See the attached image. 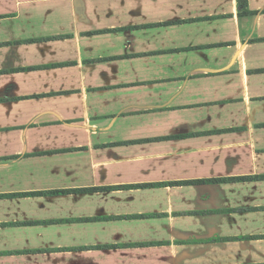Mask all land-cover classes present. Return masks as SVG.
<instances>
[{
	"label": "crops",
	"instance_id": "obj_1",
	"mask_svg": "<svg viewBox=\"0 0 264 264\" xmlns=\"http://www.w3.org/2000/svg\"><path fill=\"white\" fill-rule=\"evenodd\" d=\"M0 264H264V0H0Z\"/></svg>",
	"mask_w": 264,
	"mask_h": 264
},
{
	"label": "trees",
	"instance_id": "obj_2",
	"mask_svg": "<svg viewBox=\"0 0 264 264\" xmlns=\"http://www.w3.org/2000/svg\"><path fill=\"white\" fill-rule=\"evenodd\" d=\"M217 180H209V181H202V182H197V183H214L216 182ZM148 186H151V185H148ZM53 194H57L58 192H52Z\"/></svg>",
	"mask_w": 264,
	"mask_h": 264
}]
</instances>
